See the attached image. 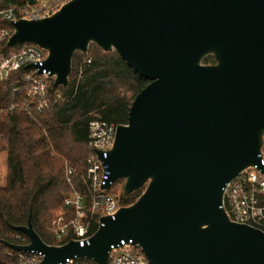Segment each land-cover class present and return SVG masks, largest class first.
<instances>
[{"label": "water", "instance_id": "obj_1", "mask_svg": "<svg viewBox=\"0 0 264 264\" xmlns=\"http://www.w3.org/2000/svg\"><path fill=\"white\" fill-rule=\"evenodd\" d=\"M11 25L7 47L46 51L40 73L54 77V88L68 86L74 55L92 44L149 83L104 160V189L122 181L124 196L143 190L139 199L103 218L90 246L47 245L30 219L15 228L29 245L8 248L41 253L40 264H108L122 242L138 245L150 264H264V232L221 208L226 185L261 161L264 0H71L51 17ZM210 56L215 64H204Z\"/></svg>", "mask_w": 264, "mask_h": 264}, {"label": "trees", "instance_id": "obj_2", "mask_svg": "<svg viewBox=\"0 0 264 264\" xmlns=\"http://www.w3.org/2000/svg\"><path fill=\"white\" fill-rule=\"evenodd\" d=\"M22 4L23 0H0V10ZM0 28L10 29L11 25L2 22ZM8 52L0 48V54ZM204 64L214 65V57L206 58ZM25 72L23 69L0 83V154L6 155L7 165L4 184L0 177V264H18V253L7 243L16 244L13 238L21 233L15 228L27 226L30 219L44 243H54L52 221L71 216L64 207V199L71 192L66 164L75 169L71 181L76 191L90 197L86 180L91 121L99 116L117 126L127 124L133 101L149 83L118 53L92 44L87 54L74 55L68 86L52 87V93L60 94V98H54L51 107L36 113L33 120L23 112L1 111L11 104V91ZM142 193L122 194L121 206L133 205Z\"/></svg>", "mask_w": 264, "mask_h": 264}, {"label": "built area", "instance_id": "obj_3", "mask_svg": "<svg viewBox=\"0 0 264 264\" xmlns=\"http://www.w3.org/2000/svg\"><path fill=\"white\" fill-rule=\"evenodd\" d=\"M71 0H38L34 6L23 3L20 6L0 10V25L2 22L18 20H39L51 17L62 6ZM14 30L0 28V48L9 51L0 54V83L9 81L21 70L26 72L18 78L16 86L11 91L12 102L1 108L2 112H23L35 120L36 113L47 111L53 104L52 87L54 77L43 67L48 53L35 45H26L22 49L8 48L7 43ZM87 61L86 63H90ZM34 64L36 68H26ZM36 122V121H35ZM117 125L95 117L89 125L88 145L91 155L87 161V187L90 197L78 193L71 177L75 169L66 164V178L71 192L64 199V207L71 213L69 217H58L50 226L54 243L50 246L63 247L70 242L78 243L81 248L90 246L91 239L104 226L103 218L115 217L122 208L120 198L122 190L117 183L104 187L109 182L111 172L104 160L112 150L116 138ZM97 152L102 153V158ZM260 164L249 167L238 177L226 185L223 190L221 208L230 221L247 225L264 232V145L260 154ZM15 245H29V239L24 234L14 236ZM48 245V244H47ZM18 253V252H17ZM12 255V253H9ZM18 264H40L44 255L41 253H18ZM66 264H96L87 258H68ZM108 264H150L142 249L131 242H122L112 246Z\"/></svg>", "mask_w": 264, "mask_h": 264}, {"label": "rangeland", "instance_id": "obj_4", "mask_svg": "<svg viewBox=\"0 0 264 264\" xmlns=\"http://www.w3.org/2000/svg\"><path fill=\"white\" fill-rule=\"evenodd\" d=\"M7 176V165H6V155L0 154V177L2 178V183L4 184ZM123 182L118 183V187L122 190Z\"/></svg>", "mask_w": 264, "mask_h": 264}]
</instances>
